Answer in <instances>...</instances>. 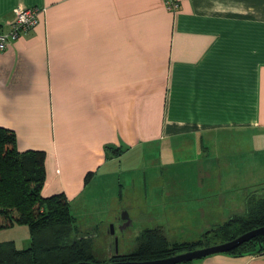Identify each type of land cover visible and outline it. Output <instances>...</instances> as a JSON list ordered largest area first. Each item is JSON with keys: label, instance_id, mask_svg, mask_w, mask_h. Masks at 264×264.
<instances>
[{"label": "crops", "instance_id": "0c3cea01", "mask_svg": "<svg viewBox=\"0 0 264 264\" xmlns=\"http://www.w3.org/2000/svg\"><path fill=\"white\" fill-rule=\"evenodd\" d=\"M27 7L39 8L38 24L0 51V126L15 131L20 151L46 152L43 195L64 193L77 222L82 205L117 213V190L120 201L137 185L119 177L144 163L131 166L135 156L193 146L204 163L150 176L140 200L165 211L149 228L196 241L263 195L264 0H179L175 12L164 0H0V25ZM112 218L84 235L100 237ZM192 264H264V253Z\"/></svg>", "mask_w": 264, "mask_h": 264}, {"label": "trees", "instance_id": "16d2710c", "mask_svg": "<svg viewBox=\"0 0 264 264\" xmlns=\"http://www.w3.org/2000/svg\"><path fill=\"white\" fill-rule=\"evenodd\" d=\"M114 149L119 153V149ZM46 152L20 151L14 130L0 126V227L24 224L31 243L20 248L14 240L0 242V264H74L100 262L94 238L79 235L71 203L64 193L43 195L46 182ZM91 174L88 175V178ZM264 191V190H263ZM264 225V192L249 195L245 214H236L206 231L196 241L172 242L161 227L148 228L137 250L112 255L102 261H145L231 241ZM228 253L263 254L264 235L243 242ZM193 261L179 264H192Z\"/></svg>", "mask_w": 264, "mask_h": 264}, {"label": "rangeland", "instance_id": "374dc122", "mask_svg": "<svg viewBox=\"0 0 264 264\" xmlns=\"http://www.w3.org/2000/svg\"><path fill=\"white\" fill-rule=\"evenodd\" d=\"M200 147H192L190 148L186 153H182L181 155L176 154H169V153H160L158 156H151L148 155L146 158L142 157L141 154H138L135 156V159H133V162L130 163L131 166L137 167L141 160L144 159V163L141 166H138L136 170H132L129 172L123 173L119 177V181L123 182L125 184L126 181H128V177L131 176L137 181V185L128 186L125 185L123 189V196L122 200H118V192L116 199H111V202L115 204V206L111 205V207H117V213H99V212H93L92 208H86V206H80L81 212L78 213L79 220L76 225L78 227V234L84 235V231L89 227V225L93 226L96 222L99 221V219L105 217H113L109 224H106L105 229L100 237L94 236V247H95V253L97 255V260H99V263H104L102 261H105L108 259L109 254V244L111 243V248L113 249V253L118 251L120 254L130 253L138 249L140 244V236L144 230H146L149 227H153L155 224L152 220H150L148 217L152 216L153 214L160 213L162 214L164 210L163 207L159 205H149L145 204L143 200H145V194L146 192H150L151 190V179L150 176H157L158 179L156 181H160L162 177H165L166 175L169 176V174L172 172H175L176 169H173V167H183L187 166L188 168L194 167L196 165H200L203 162L205 155L202 154V151H200ZM213 153V152H211ZM205 154V153H204ZM171 155V156H170ZM143 161V160H142ZM128 165L125 164L124 168H127ZM152 167L158 168V167H170L168 170H165V173L162 172H152ZM156 171V169H155ZM155 174V175H154ZM183 176V174H171V176ZM190 176L192 174H189ZM114 177L112 180L115 181ZM178 178L176 179H166V182H175L174 186H177ZM116 182V181H115ZM114 191V190H113ZM112 195V194H111ZM114 195V194H113ZM135 195V197H134ZM135 199V206L134 203L130 204L129 201H132ZM115 201V202H114ZM98 205V204H96ZM131 206V208L129 207ZM172 205V204H171ZM177 205V204H175ZM170 207V210H172L174 207ZM169 206V205H168ZM93 207H100V206H93ZM179 208V207H178ZM176 208V210H178ZM129 211L131 216H134L133 222H127V226L125 225V219L123 218V214L125 212L129 215ZM151 212V214L149 213ZM146 214L142 215V214ZM175 215H178V213H175ZM129 218L131 220V217L129 215ZM112 226H114V232L112 231ZM107 227V228H106ZM182 239H197L198 234H196L195 231H180L178 230L177 234ZM14 240L16 245L20 248H26L31 243V236L29 227L24 224H17L13 227H0V242Z\"/></svg>", "mask_w": 264, "mask_h": 264}, {"label": "water", "instance_id": "95a60500", "mask_svg": "<svg viewBox=\"0 0 264 264\" xmlns=\"http://www.w3.org/2000/svg\"><path fill=\"white\" fill-rule=\"evenodd\" d=\"M123 218L126 221L124 226H127V222H130L129 215L125 212V214H123ZM111 228L112 231L114 232V226H112ZM261 235H264V225L252 229L231 241L198 248L195 250L179 253L177 255H173L166 258L145 260V261H111L106 263L82 261L74 264H179L182 262L194 261L196 259L203 258L211 254L231 251L234 248L241 245L243 242ZM117 254H119L118 251H116L115 255Z\"/></svg>", "mask_w": 264, "mask_h": 264}, {"label": "built area", "instance_id": "2783aa9c", "mask_svg": "<svg viewBox=\"0 0 264 264\" xmlns=\"http://www.w3.org/2000/svg\"><path fill=\"white\" fill-rule=\"evenodd\" d=\"M168 10L175 12L179 7V0H164ZM39 8H18L9 29L0 25V51L5 50L13 41L28 33L39 22Z\"/></svg>", "mask_w": 264, "mask_h": 264}, {"label": "flooded vegetation", "instance_id": "af4514ba", "mask_svg": "<svg viewBox=\"0 0 264 264\" xmlns=\"http://www.w3.org/2000/svg\"><path fill=\"white\" fill-rule=\"evenodd\" d=\"M114 255V254H113Z\"/></svg>", "mask_w": 264, "mask_h": 264}]
</instances>
